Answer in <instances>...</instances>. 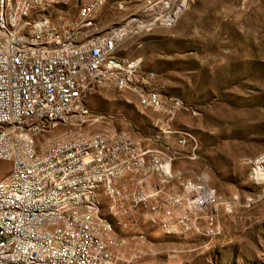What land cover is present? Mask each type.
Here are the masks:
<instances>
[{"label":"built area","instance_id":"1","mask_svg":"<svg viewBox=\"0 0 264 264\" xmlns=\"http://www.w3.org/2000/svg\"><path fill=\"white\" fill-rule=\"evenodd\" d=\"M68 1L0 0V264H133L110 217L129 229L141 210L166 235L219 236L239 199L218 194L204 174L175 170L198 159L194 134L172 127L182 102L155 89L143 57L121 55L131 38L176 26L190 0H144L141 13L107 30L98 25L107 0L56 18ZM97 89L131 92L143 110L165 114L159 146L105 125L87 105ZM58 125L103 129L41 141ZM244 163L264 183V153Z\"/></svg>","mask_w":264,"mask_h":264},{"label":"rangeland","instance_id":"2","mask_svg":"<svg viewBox=\"0 0 264 264\" xmlns=\"http://www.w3.org/2000/svg\"><path fill=\"white\" fill-rule=\"evenodd\" d=\"M83 1L69 0L55 17L75 18ZM143 7L144 0H107L98 25L119 26ZM121 55L143 57L144 69L157 74L155 89L182 102L172 127L194 134L198 159L179 160L175 170L204 174L218 194L239 199L233 213L222 214V233L215 238L166 235L142 210L129 229L111 216L126 240L123 253L135 256L133 264H264V183L254 182L251 164L244 163L264 153V0H190L176 26L131 38ZM87 105L106 118L105 125L159 146L153 136L166 116L143 110L135 94L97 89ZM101 129L58 125L41 141ZM171 145L177 148L175 136ZM6 169L0 168V179ZM110 205L103 200L104 214Z\"/></svg>","mask_w":264,"mask_h":264}]
</instances>
